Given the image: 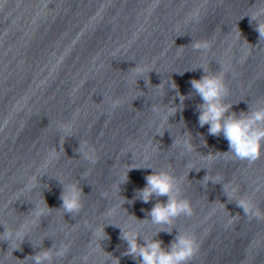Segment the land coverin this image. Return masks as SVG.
<instances>
[{
    "label": "water",
    "instance_id": "obj_1",
    "mask_svg": "<svg viewBox=\"0 0 264 264\" xmlns=\"http://www.w3.org/2000/svg\"><path fill=\"white\" fill-rule=\"evenodd\" d=\"M256 2L0 0V233L3 223L30 222L35 203L51 208L13 256L0 240V264H32L25 257L47 249H53L51 264H114L112 257L139 264L123 255L127 244L115 225L139 227L144 238L161 227L133 218H148L142 209L150 211L155 198L122 205V197L132 200L145 186L152 169L133 168L119 192L129 167L147 166L184 178L183 194L194 209L192 217L174 222L172 234L154 239L166 247L177 230L194 234L200 248L191 264H264V220L244 216L224 191V185L236 187L237 196L264 212V156L248 165L216 155L228 151V142L199 126L196 105L202 101L195 94L163 127L151 110L160 103L179 106L171 81L187 96L190 81L204 74L201 65L228 70L232 111L246 112L249 103L264 99V39L245 15ZM193 40L207 41L209 51L193 50ZM135 66L144 69L142 77L131 70ZM189 137L195 151L181 155L173 138L182 143ZM80 142L94 150L95 164L80 157ZM206 175L220 182L205 186ZM60 181L83 190L75 217L60 210ZM100 224L109 238L97 242L92 229ZM60 245L67 249L63 258L55 255Z\"/></svg>",
    "mask_w": 264,
    "mask_h": 264
},
{
    "label": "clouds",
    "instance_id": "obj_2",
    "mask_svg": "<svg viewBox=\"0 0 264 264\" xmlns=\"http://www.w3.org/2000/svg\"><path fill=\"white\" fill-rule=\"evenodd\" d=\"M245 15L250 17L249 22L254 25V30L259 34V39H264V20L261 19L264 17V0H257ZM237 30L238 38L241 39V33L238 28ZM244 42L248 44L246 40ZM190 46L193 50L205 54L210 49V45L207 41L193 40ZM199 67L203 69L204 74L199 79H192L190 81L192 91H190L187 96L181 95L176 83L171 81L170 87L176 91V95L179 97V106L160 103L159 105H152V112L160 119L161 127H163L165 123H169L170 117L174 116L178 109L181 111L183 110V102L185 99L192 98L193 94L199 96L202 101V103L196 105V109L199 113V126L203 127L208 125L209 135L214 137L223 135L224 139L228 142L229 148L227 152H216L215 154H231L234 160L246 162L248 165L254 164L264 156V99L249 103L248 111L246 112L241 111L237 113L232 111V103L226 102L227 97L230 95V88L225 80V73L228 70L221 66L218 71L212 72L208 66L201 65ZM131 70L140 77H142V73L144 72V69L139 66H135ZM165 94L166 93H163L162 97ZM113 106L115 107L116 105ZM165 112L166 114H162ZM60 130L64 132L67 131V129L63 127H61ZM165 130L166 128H163V131L158 133V135H163ZM63 144L64 138L61 137L59 149L64 151ZM173 145H178L183 149L181 155L195 151L191 137L184 139L182 143L173 138ZM78 152L83 159L92 164L96 163L94 150L86 144L80 142ZM49 156L52 158L57 157V148H52L49 152ZM206 157L210 162L214 159L212 154H208ZM133 168L152 169V172L145 176V186L135 190L132 200H126L122 197V205L126 202L132 204L136 200H140L147 204L155 198L156 203L150 211L142 209V211H146V216L148 218L143 221L138 220L135 216H133V218L141 222V224L150 222L152 225L161 227L153 234V238H144L140 234L139 227L133 228L129 226L126 230L123 227L115 225L121 230V240L127 244V249L123 255L132 257V259L137 260L139 264H191L200 248L198 239L194 234L177 230V234L166 247L162 240L154 239L160 232L172 234L174 222L178 218L182 216L192 217L194 214V209L190 200L183 194L184 178L177 177L172 171L163 168L157 170L151 166L129 167L127 172L120 179L119 192L121 190L120 185L128 182V172ZM193 168L197 171L200 170V168L196 167H192L190 170ZM202 181V184L205 186L209 181L213 183L220 182L219 180L209 179L208 175H206ZM60 183L62 185L60 194L62 203L60 210L74 217L79 215L83 208V190L81 186L77 182L72 181H60ZM224 191L229 201H235L243 210L244 216L249 219L264 220V212H261V210L256 208L251 201L247 200L245 197L237 196L238 189L236 187L229 189L227 185H224ZM160 197H167L166 202L161 201ZM43 205L44 206L41 207L39 203L34 204V207L27 214L32 217L30 222L22 221L19 226L15 228L5 223L2 224L5 230L3 233H0V240L8 242L11 255L14 250L20 249V244L28 237L32 228L39 225L37 222L40 223L42 218L48 216L51 208H49L45 201H43ZM105 226V224H100L92 229V234L97 242L109 238L105 233ZM141 239L143 243L139 242ZM16 242H19L18 246H14ZM66 253L67 249L63 245H60L55 251V255L61 258L66 256ZM52 259L53 249H47L37 252L34 255L27 256L24 260H31L32 264H51ZM112 259L114 264H120L118 258L112 257Z\"/></svg>",
    "mask_w": 264,
    "mask_h": 264
}]
</instances>
